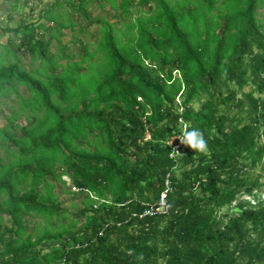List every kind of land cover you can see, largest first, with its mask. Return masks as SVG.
Here are the masks:
<instances>
[{
    "label": "trees",
    "instance_id": "obj_1",
    "mask_svg": "<svg viewBox=\"0 0 264 264\" xmlns=\"http://www.w3.org/2000/svg\"><path fill=\"white\" fill-rule=\"evenodd\" d=\"M260 1L55 0L44 22L2 28L18 42L1 46L0 96L18 107L0 128L12 157L0 156V264H264ZM90 3L109 4L122 27L97 17L92 50L51 53ZM14 45L41 66L24 69ZM186 123L206 150L181 143ZM63 175L84 195L83 221L47 179ZM164 192L168 212L145 215Z\"/></svg>",
    "mask_w": 264,
    "mask_h": 264
},
{
    "label": "rangeland",
    "instance_id": "obj_2",
    "mask_svg": "<svg viewBox=\"0 0 264 264\" xmlns=\"http://www.w3.org/2000/svg\"><path fill=\"white\" fill-rule=\"evenodd\" d=\"M12 0H0V53L2 52V45L7 42V39L9 37H12L16 42H18V38L14 33L11 32H3L2 28H5L7 26L15 27L17 24L20 22H29V21H36L38 22L39 20L44 22V19H42L41 15V10L45 9L48 5L53 3L55 0H27L28 2L27 5L22 7V3L25 0H18L16 2L18 4V8L15 11H12ZM170 2H175L177 0H169ZM33 7V12H30L29 7ZM133 6L136 9L139 8L137 5L136 1L133 3V5L130 6V9H133ZM87 11H88V16L89 19H85L84 17L80 18V22L77 24L76 28L74 31L72 30H64L59 34V40L53 41V44L51 46V53H59L63 54V50H61V46L66 47L65 50L67 54H72V57L70 58V61L72 60H77L81 58L82 56V48L87 46L90 50H92L94 43L96 42L97 39V32H98V24L94 23L95 18L97 17H103L110 22H112L116 28H120L123 25L122 19L119 16V13H115V11L110 7L109 4H106L104 7L98 6V3H90L87 6ZM71 13L74 16V20H77L76 15L77 13L75 11H71ZM135 15V14H134ZM132 15L131 17H133ZM257 16L260 20L264 21V4L261 5L258 10H257ZM123 20L124 22L127 21ZM92 21L93 23H91ZM56 22L51 23L50 25L52 27L56 26ZM11 50L20 57V62L21 65L24 69L32 71L34 68H38L41 66V63L39 60L35 62H31L30 57L23 53L22 51L18 50L16 46L14 45ZM69 59L62 58L59 61L60 64H67V61ZM12 59L10 60V62ZM61 69L58 70L60 72ZM175 76L178 77V74L175 73ZM249 88L247 87L245 90H248ZM204 97H202L201 102L204 100ZM196 108L200 107V102L194 104ZM17 108V102L15 100V97L11 96L9 98H5L0 96V128L3 127L6 122H7V117L12 114L13 109L12 108ZM18 122L21 123L22 125L29 124L24 117H21L18 119ZM173 142V141H171ZM11 149L16 152V148L11 147ZM180 152V150H177ZM6 151L4 149L1 150L0 156L2 161L4 162H9L12 157L8 158L5 156ZM264 162L262 165L257 168L256 172L254 174H260V180L261 182H264ZM59 168H56V173L58 174ZM48 181L55 184L56 187L54 189V193L58 196L59 203L61 204L62 207L67 209L69 212L72 213V217L74 218H80L79 217V211L80 209L84 206L82 203V199L84 197L83 194H81L79 191H72L73 183L70 180V178L67 175H63L61 177V180L65 181L66 184H62L61 181L58 179L49 176ZM27 185L23 184L20 186V189H26ZM71 190V192H70ZM261 190V189H260ZM73 192V193H72ZM255 194L258 196H261L264 198V187L262 188L261 191L257 190L255 191ZM249 196L244 195L243 197H240L241 200L247 199ZM96 207V205H94ZM227 213L229 214V211L227 209H223L222 213ZM83 221V218H80ZM67 222V221H66ZM6 223L9 224V221L6 220ZM24 223L28 231H31L33 228L35 222V219L32 217H25L24 218ZM1 248V246H0Z\"/></svg>",
    "mask_w": 264,
    "mask_h": 264
},
{
    "label": "clouds",
    "instance_id": "obj_3",
    "mask_svg": "<svg viewBox=\"0 0 264 264\" xmlns=\"http://www.w3.org/2000/svg\"><path fill=\"white\" fill-rule=\"evenodd\" d=\"M177 137H179L182 144L190 146L192 149H195V151H204L207 148L206 137L203 130L199 127H192L186 123L183 127L182 134ZM171 152L180 154L175 149H173Z\"/></svg>",
    "mask_w": 264,
    "mask_h": 264
},
{
    "label": "built area",
    "instance_id": "obj_4",
    "mask_svg": "<svg viewBox=\"0 0 264 264\" xmlns=\"http://www.w3.org/2000/svg\"><path fill=\"white\" fill-rule=\"evenodd\" d=\"M72 191H78V189L73 186ZM168 210H169V206L166 202V192H164L162 193L158 204L156 206L150 205L145 211V215L165 214L168 212Z\"/></svg>",
    "mask_w": 264,
    "mask_h": 264
},
{
    "label": "crops",
    "instance_id": "obj_5",
    "mask_svg": "<svg viewBox=\"0 0 264 264\" xmlns=\"http://www.w3.org/2000/svg\"><path fill=\"white\" fill-rule=\"evenodd\" d=\"M11 2H13V3H12V6L16 7V10H17L18 4L16 3V0H12ZM263 4H264V1H260V3H259V7H260L261 5H263ZM259 7H258V8H259Z\"/></svg>",
    "mask_w": 264,
    "mask_h": 264
},
{
    "label": "water",
    "instance_id": "obj_6",
    "mask_svg": "<svg viewBox=\"0 0 264 264\" xmlns=\"http://www.w3.org/2000/svg\"><path fill=\"white\" fill-rule=\"evenodd\" d=\"M234 211H236V212H237V211H239V209H238V208H234Z\"/></svg>",
    "mask_w": 264,
    "mask_h": 264
}]
</instances>
